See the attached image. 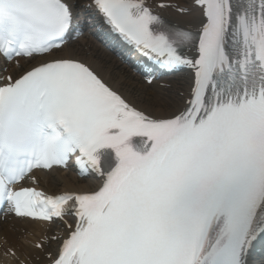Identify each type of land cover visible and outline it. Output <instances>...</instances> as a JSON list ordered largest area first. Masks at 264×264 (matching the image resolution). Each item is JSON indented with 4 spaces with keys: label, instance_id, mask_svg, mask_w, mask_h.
I'll return each instance as SVG.
<instances>
[{
    "label": "snow or ice",
    "instance_id": "1",
    "mask_svg": "<svg viewBox=\"0 0 264 264\" xmlns=\"http://www.w3.org/2000/svg\"><path fill=\"white\" fill-rule=\"evenodd\" d=\"M158 7L195 26L146 0H0L5 264H264V0ZM90 8L160 68L190 70L179 106L141 107L81 57ZM70 172L96 186H35Z\"/></svg>",
    "mask_w": 264,
    "mask_h": 264
},
{
    "label": "bare ground",
    "instance_id": "2",
    "mask_svg": "<svg viewBox=\"0 0 264 264\" xmlns=\"http://www.w3.org/2000/svg\"><path fill=\"white\" fill-rule=\"evenodd\" d=\"M153 2L162 0H152ZM169 2V0H163ZM190 0H171V2L180 4L181 6L188 7ZM174 18L182 24H194L195 18L193 15L177 16ZM77 52L82 58L89 62L98 63L104 67L106 73H110L114 80L119 81L126 91L131 92V97L134 101L140 104V101L146 96H162L169 98L173 101L175 106L181 104V98L177 93L183 91L187 93L188 84L185 81H170L165 84L164 87H160L158 84H153L150 87L144 85L140 78L132 72V70L117 60L111 53L106 51L103 47L98 45L91 37L87 36L85 39H81L73 44ZM143 107V104H140ZM68 176L70 181L64 179H58L55 184L52 182H45L44 179L40 180V186L49 193H56L67 189H78L81 187L93 188L97 182L92 180H77L76 177L70 172ZM16 221L10 219L7 222H0V264H5L4 257L2 255L3 237L7 234L9 240H15V234L7 232L8 226ZM39 225H35L34 228L39 230Z\"/></svg>",
    "mask_w": 264,
    "mask_h": 264
}]
</instances>
